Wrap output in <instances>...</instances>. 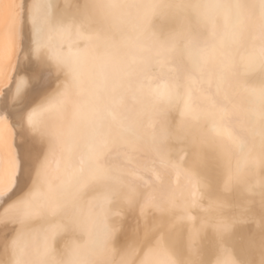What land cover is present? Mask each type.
Masks as SVG:
<instances>
[{"label":"bare ground","instance_id":"6f19581e","mask_svg":"<svg viewBox=\"0 0 264 264\" xmlns=\"http://www.w3.org/2000/svg\"><path fill=\"white\" fill-rule=\"evenodd\" d=\"M19 2L0 264H264L260 0ZM209 97L230 113L215 132Z\"/></svg>","mask_w":264,"mask_h":264},{"label":"snow or ice","instance_id":"6c2138e0","mask_svg":"<svg viewBox=\"0 0 264 264\" xmlns=\"http://www.w3.org/2000/svg\"><path fill=\"white\" fill-rule=\"evenodd\" d=\"M216 8H237L241 5H224L216 3L212 5ZM199 7V5H193ZM260 47L258 62L261 65V81L264 85V0H260ZM22 10L23 4L19 0H0V97L4 95V89L12 83L13 73L16 71V61H18L22 50L23 32H22ZM190 55L193 56L192 72L189 85L197 84L204 80L205 65L207 56L203 50H193ZM226 68L221 66V75L217 87V94L223 91V85L227 79L225 75ZM210 83V81H209ZM19 91V89H18ZM215 111L202 113L203 116L213 119V131L217 130V123L227 119L230 115L225 106H216L212 98L209 97ZM258 112L256 113L260 124V151L261 159L264 161V86H262L256 96ZM190 113L195 110L189 107ZM242 143V142H241ZM94 152L81 157V164L90 161ZM22 171V161L17 146V130L13 126L9 116H0V202L6 197H10L18 188V178ZM78 171L82 172L83 169ZM107 239V230L97 236L95 246L102 248Z\"/></svg>","mask_w":264,"mask_h":264}]
</instances>
